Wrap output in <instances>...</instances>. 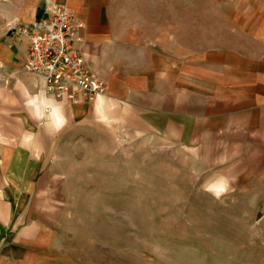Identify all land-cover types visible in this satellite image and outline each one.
<instances>
[{"label":"crops","instance_id":"1","mask_svg":"<svg viewBox=\"0 0 264 264\" xmlns=\"http://www.w3.org/2000/svg\"><path fill=\"white\" fill-rule=\"evenodd\" d=\"M44 1L83 21L75 47L106 90L92 105L47 100L22 70L27 42L9 28L33 24ZM244 3L225 4L230 41L205 51L167 49L110 0H24L0 18V215L13 216L0 217V264H86L61 247L62 188L70 150L102 126L115 146L121 136L157 140L199 176L264 182V6Z\"/></svg>","mask_w":264,"mask_h":264},{"label":"rangeland","instance_id":"2","mask_svg":"<svg viewBox=\"0 0 264 264\" xmlns=\"http://www.w3.org/2000/svg\"><path fill=\"white\" fill-rule=\"evenodd\" d=\"M229 1L110 4L128 26L169 50L181 45L205 51L230 41L224 18ZM244 1L264 6V0ZM22 3L0 0L1 20L15 18ZM13 27L9 32L20 38ZM117 142L116 148L102 126L70 150L76 163L62 188L64 213L58 224L61 247L70 257L86 264H264V182H242L228 172L191 173L173 149L151 138L121 136ZM0 217L7 223L13 218ZM21 217L24 224L27 216ZM6 235L0 231V242Z\"/></svg>","mask_w":264,"mask_h":264},{"label":"built area","instance_id":"3","mask_svg":"<svg viewBox=\"0 0 264 264\" xmlns=\"http://www.w3.org/2000/svg\"><path fill=\"white\" fill-rule=\"evenodd\" d=\"M39 9L33 24L13 27L14 34L27 42L22 70L40 82L47 100L94 104L106 90L75 47L83 21L65 4L44 1Z\"/></svg>","mask_w":264,"mask_h":264},{"label":"bare ground","instance_id":"4","mask_svg":"<svg viewBox=\"0 0 264 264\" xmlns=\"http://www.w3.org/2000/svg\"><path fill=\"white\" fill-rule=\"evenodd\" d=\"M56 3V2H55ZM60 4H62V3H60Z\"/></svg>","mask_w":264,"mask_h":264}]
</instances>
